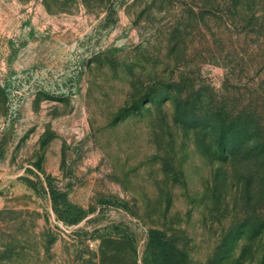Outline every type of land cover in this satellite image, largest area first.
<instances>
[{"label":"rangeland","instance_id":"374dc122","mask_svg":"<svg viewBox=\"0 0 264 264\" xmlns=\"http://www.w3.org/2000/svg\"><path fill=\"white\" fill-rule=\"evenodd\" d=\"M150 229L264 264V0H0V264H151Z\"/></svg>","mask_w":264,"mask_h":264},{"label":"trees","instance_id":"16d2710c","mask_svg":"<svg viewBox=\"0 0 264 264\" xmlns=\"http://www.w3.org/2000/svg\"><path fill=\"white\" fill-rule=\"evenodd\" d=\"M32 183L30 179L26 180ZM146 248L151 264H177V255L168 237L158 229H150Z\"/></svg>","mask_w":264,"mask_h":264}]
</instances>
